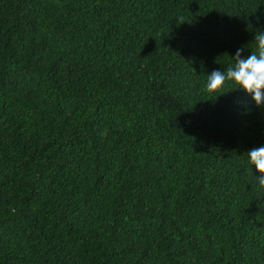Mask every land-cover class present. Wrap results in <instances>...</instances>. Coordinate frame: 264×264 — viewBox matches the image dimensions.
Instances as JSON below:
<instances>
[{"label": "trees", "instance_id": "trees-1", "mask_svg": "<svg viewBox=\"0 0 264 264\" xmlns=\"http://www.w3.org/2000/svg\"><path fill=\"white\" fill-rule=\"evenodd\" d=\"M264 0H0V264H264V107L208 74Z\"/></svg>", "mask_w": 264, "mask_h": 264}, {"label": "clouds", "instance_id": "clouds-1", "mask_svg": "<svg viewBox=\"0 0 264 264\" xmlns=\"http://www.w3.org/2000/svg\"><path fill=\"white\" fill-rule=\"evenodd\" d=\"M255 50L242 58V49L233 57L235 63L226 71L214 70L208 74L206 89L219 92L226 82H233L238 89L250 94L258 107H264V32L254 37ZM249 162L260 173L258 184L264 187V146L254 148L248 153Z\"/></svg>", "mask_w": 264, "mask_h": 264}]
</instances>
